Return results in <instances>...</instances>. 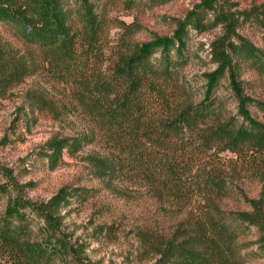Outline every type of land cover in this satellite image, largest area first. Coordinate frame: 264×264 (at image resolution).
Here are the masks:
<instances>
[{
	"label": "rangeland",
	"instance_id": "obj_1",
	"mask_svg": "<svg viewBox=\"0 0 264 264\" xmlns=\"http://www.w3.org/2000/svg\"><path fill=\"white\" fill-rule=\"evenodd\" d=\"M90 1L97 25L90 29L74 19L67 50H39L0 22V216L14 198L35 204L62 188L78 191L59 210L70 256L54 264H162L161 246L186 243L210 213L250 212L246 199L258 198L261 180L233 154L202 146L189 134L185 148L175 141L173 151L165 153L172 165L161 182L144 177L131 153L112 146L100 116L122 110L125 62L142 44L171 36L204 1ZM213 2L204 30H188V63L159 84L163 100L143 115H176L203 99L207 75L217 68L212 46L227 36L235 41L226 24L216 23L220 17L236 35L264 49V0ZM237 72L243 96L264 102V72L248 63ZM229 78L226 73L214 91V121L237 115ZM249 111L264 123L263 112L253 106ZM75 138L89 143L77 151L64 148L52 169L43 152L47 144ZM117 157L120 169L103 174L105 160L117 162ZM212 175L222 180V192L204 197L192 188ZM184 185L190 190L180 198L176 191ZM36 227H31L33 240L39 239ZM257 242L254 227L239 230L230 264H264ZM0 264H12L3 250Z\"/></svg>",
	"mask_w": 264,
	"mask_h": 264
},
{
	"label": "trees",
	"instance_id": "obj_2",
	"mask_svg": "<svg viewBox=\"0 0 264 264\" xmlns=\"http://www.w3.org/2000/svg\"><path fill=\"white\" fill-rule=\"evenodd\" d=\"M203 1L178 24L171 36L142 44L127 59L122 68L125 82L122 110L100 117L109 131L112 146L131 153L136 168L142 169L143 176L152 181L163 180L162 174L172 165L165 162V153L173 151L175 141L185 148V135L189 134L200 140L202 146H217L236 156L254 175H259L261 191L258 198L246 199L250 212L210 213L206 222L199 224L196 235L190 236L186 243L162 245V264H230L235 256L233 246L238 231L246 227L257 230V244L264 252V123L249 111L253 106L264 113V102L244 97L236 79L241 63L264 72V49L236 35L226 17H220L216 23L226 24L235 41L227 36L212 46L217 68L207 75L203 99L179 110L176 115H143L156 100H163L159 84L173 79L188 63V30H204L205 16L215 8L213 0ZM74 19L94 29L98 22L94 4L90 0H0V22L12 27L24 42L39 50H67ZM158 53L159 56L154 57ZM226 73L230 75L238 112L236 117L214 121V91ZM128 138L130 142L126 141ZM88 143L87 138L53 139L43 152L53 169L64 148L77 151ZM117 160H105L103 174L120 169L122 161L118 157ZM202 180L192 188L204 197L225 189L217 175ZM188 190L189 186L184 185L176 192L184 198ZM73 192L78 191L62 188L46 202L35 204L12 199L0 216V250L9 255L12 264H54L69 258L71 247L61 233L59 210L65 207ZM34 224L39 235L35 240L32 239L35 232L31 229Z\"/></svg>",
	"mask_w": 264,
	"mask_h": 264
}]
</instances>
